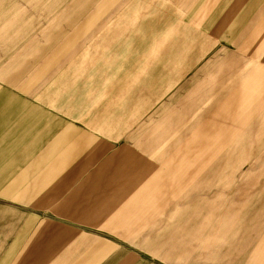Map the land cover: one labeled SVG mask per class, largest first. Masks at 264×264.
<instances>
[{
	"label": "crops",
	"instance_id": "1",
	"mask_svg": "<svg viewBox=\"0 0 264 264\" xmlns=\"http://www.w3.org/2000/svg\"><path fill=\"white\" fill-rule=\"evenodd\" d=\"M86 1L99 8L84 16L98 18L106 17L115 3L135 0H81ZM198 1L189 0L184 13L170 9L151 15L159 17L152 30L164 27L165 31L178 14L188 19L189 27L175 20L174 29L168 31L180 42H175V48L189 53V60H182L185 67H178L168 82H164L165 69H160L156 81L144 85L147 59L143 54L153 49L171 51L164 39L153 42L144 38L149 31L144 25L141 29L125 25L115 31L125 29L127 37L134 32L141 37V32L142 51L135 52L136 41L130 40L123 53V43H119L112 52L93 61L87 73L83 71L81 81L94 79L99 83L93 88L97 91L94 94L99 92L97 96L104 99L91 112L95 119H84L93 128V135L81 132V138L73 140L81 148L95 146L93 156H84L81 161L92 158L101 162L109 154L100 149L120 139H108L97 130L103 128L105 134L113 135L129 122L131 130L122 136L121 150L127 145H143L147 153L156 156L157 162L148 161L160 167L157 173L163 179L157 190L173 194L170 203L175 210L192 205V195L201 193L204 201L196 202L185 216L179 210L173 217L157 220L158 225L170 228L156 236V262L140 260L137 253L82 230L81 213L69 212L70 204L63 201L69 179L78 175L54 169V147L64 140L62 133L55 138V131L65 127L63 117L55 116L54 111L61 116L78 115L80 108L44 100L47 93L32 88L37 77H30L27 88L17 89L7 86L9 77L0 74V264H264V0H202L203 5ZM39 2L53 0H0V50L6 48L9 34L37 32L30 29L28 20L49 16L39 14ZM219 2L222 7L217 9ZM127 10L131 14L129 7ZM23 23L28 29L23 30ZM173 64L177 67L181 63ZM144 89L154 93L145 94L140 104L133 102L134 92ZM127 97L131 99L129 105ZM121 114L126 117L121 118ZM108 121H114L111 132L104 124ZM156 131L161 133L158 139ZM164 143L167 148L160 150ZM198 146L203 147L197 151ZM203 148L205 151L195 153ZM130 152L148 159L134 148ZM70 156L64 154L57 162L70 161ZM114 156L112 162L116 163L115 153L110 158ZM201 161L206 168L203 175L197 165ZM134 167L135 172L143 169ZM94 172L95 179L100 178L101 170ZM205 175L209 178L206 185L198 186L199 178ZM118 176L117 172L115 179ZM183 197L184 204L179 201ZM166 204L158 208L165 209ZM43 210H51L55 216L43 214ZM125 236L134 240L130 234ZM26 242L29 248L23 249Z\"/></svg>",
	"mask_w": 264,
	"mask_h": 264
},
{
	"label": "rangeland",
	"instance_id": "2",
	"mask_svg": "<svg viewBox=\"0 0 264 264\" xmlns=\"http://www.w3.org/2000/svg\"><path fill=\"white\" fill-rule=\"evenodd\" d=\"M198 3L203 5L202 0H199ZM217 5V9L222 7L221 2ZM188 6L189 0L118 2L112 8H109L110 10L106 12V17L88 18L84 15L88 14L90 10L99 8H96V3L81 2V0L39 2V14L45 15L47 13L49 16H39L37 19L28 20L27 25L29 24L30 29L37 30V32L28 33L22 31L19 34H9L6 38V48L0 50V74L9 77L8 79L10 80L6 81L7 86L17 89L21 87L27 88L30 83V77L34 79L37 77L38 79H35V83H32V88L38 87V90L46 92L47 95L44 96V100L51 102L54 99L55 104H62L65 108H80L78 115L64 113L61 116L54 111L55 116L63 117L65 126L62 130L55 131V138L62 133L64 140L60 142L61 144L54 147V169L69 170L78 175L76 178L71 177L69 179L65 190L67 193H65L63 201L70 204L68 211L76 214L81 213L82 230L101 236L105 240L103 242L117 244L119 249H128L137 253L140 260L143 258L151 262H156V236L163 233L165 228H170L169 226L158 225L157 220L164 217H173L176 214L175 211L178 212L179 210L182 211L180 214L185 216L188 209L194 206L196 202L199 200L204 201L203 196L205 195L201 193L192 195V205L188 203L184 208L181 209L178 206L177 209L179 210H175L171 204L174 201L172 198L173 194H160L157 190L160 180L162 181L163 179L160 173H157L160 167L156 163L153 164L148 161H156V156L147 153L145 150L147 147H143V145L135 147L127 145L128 147L126 146L121 150L124 145L121 138L124 133L131 130V123L129 122H124V126L117 129L113 135L105 134L103 128L98 129L97 131L100 135L108 139L120 140L111 145L112 150L108 145L100 149L101 153L109 154L103 156L101 162H94V160H91L92 158L81 161L82 157L85 156L87 159L94 153L95 146L86 145L81 148V144L73 139L81 138V132L93 135V128H89L90 124L85 123L84 119L88 120L91 118L94 120L96 114H91V112L95 108H99V102L104 99L97 96L99 92L94 94L97 91H94L93 88L97 87L99 83L95 84L94 79L85 80L87 78L81 81V74L83 71L87 73L89 65L93 64V61L99 60L98 58H101L100 55L112 52L113 48L119 46V43H123L121 44L124 48L123 53H125L126 42L130 40L136 41L137 50L135 52L142 51L141 32H139L141 37L138 32H134L132 35L128 34L131 37L130 39L125 34V29L120 30L116 34L115 31L125 25H130L133 28H137V26L140 28L144 25V30H149L147 32L149 34L146 33L144 38H148L153 42H159L164 39L166 42L165 46L171 50L159 51L153 49L150 50V54H143L145 59H147L144 61L143 66L146 74L144 85L146 87L149 82L152 83V80L155 82L158 78L156 77V72L160 71V69H165V71H162L166 77L164 82H168L169 76H174L178 67L183 69L185 67L184 62L189 60V53L184 49L179 51V49L175 48L174 44H179L180 42L175 41V35L168 31L174 29L175 20L178 22L181 20L184 27H189L188 19L180 17V14H178L179 17H176L174 21H169L165 31L164 27L152 30L159 17L153 18L151 15L159 11L161 13L169 12L170 9L181 12ZM128 7L131 13L129 15L127 14ZM144 8L154 11L149 12L143 10ZM118 14L120 16H117ZM148 14L150 16H146ZM24 25L25 23H23V30L28 29ZM46 29H48V32H43ZM81 30L86 32L82 33ZM151 31H156V33ZM163 52L166 54H163ZM158 58L160 59L158 60ZM161 58H165L164 63L161 62ZM175 61L182 65L180 64L176 67L173 64ZM134 62L136 66L137 62ZM187 72L181 77L184 78ZM19 75H22L21 78ZM103 85L108 87L109 82H104ZM168 88L167 86L166 89ZM144 91L134 92L135 100L133 102L140 104L139 102L142 99L144 102L145 94L148 96L154 93L152 89H144ZM130 100L127 97V105H129ZM125 104L123 103L122 105ZM55 109L57 108L55 107ZM123 111H125V107ZM106 115L110 116V113L107 112ZM100 116H104V112ZM118 117L120 118V115ZM123 117H126V115L121 114V118ZM121 118L117 119V121L121 122ZM111 122H104L108 128L107 132H111ZM66 126H69V129H65ZM179 132H182V130H179ZM160 134V131L155 132L157 139ZM86 137L89 139V136L86 135ZM137 138L138 135L136 136ZM165 146L166 143L162 144L160 150ZM84 147L85 149H83ZM202 147L198 146L197 151ZM131 148L136 149L137 153L148 159H141L139 156L135 157L130 152ZM202 151H205V148L199 152L195 151V153L200 154ZM111 153L117 155L118 161L116 163L112 162L115 160V156L110 158ZM64 154L72 155L70 156V161L65 163L57 162ZM202 157L204 158L205 156ZM145 163H147L146 166L143 165ZM198 164V169L202 168L199 171L200 175H203L206 171L205 162L201 161ZM135 165L138 170L142 167L143 169L135 172ZM97 168L101 170V173L100 178L95 179V172L93 173V171ZM117 172L120 177L118 176V179H115ZM123 174L128 177H123ZM207 179L209 178L206 175L203 178H199L198 186H205ZM180 182L179 179V185ZM116 185L118 189L115 188ZM171 186L174 185L172 184ZM188 196L191 195L186 194V197ZM166 201L165 209L158 208L159 204H164ZM179 201L184 204V197ZM45 213L55 216L51 210H43V214ZM43 214L39 213L38 216L42 217ZM149 221L150 223L147 224ZM70 222L73 223V221ZM126 234H130V238L133 237L134 240H126ZM1 237L2 235L0 234ZM22 248L28 249V242L24 243ZM138 262L141 263L139 260Z\"/></svg>",
	"mask_w": 264,
	"mask_h": 264
}]
</instances>
